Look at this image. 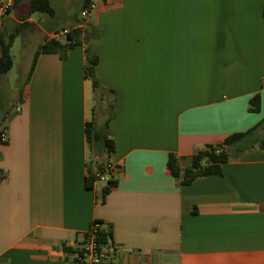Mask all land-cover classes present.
Listing matches in <instances>:
<instances>
[{
  "label": "crops",
  "instance_id": "crops-1",
  "mask_svg": "<svg viewBox=\"0 0 264 264\" xmlns=\"http://www.w3.org/2000/svg\"><path fill=\"white\" fill-rule=\"evenodd\" d=\"M89 1L96 9L73 28L97 30V92L84 77L83 43L64 60L40 54L29 76L39 45L65 35L19 0L7 14L25 18L37 38L18 102L0 117V264H78L73 252L94 221L110 233L107 264H264L258 143L229 147L220 175L189 185L167 168L169 154L183 171L198 152L264 120V0ZM256 94L259 109L249 112ZM112 102L113 148L91 160L86 124L102 130ZM251 137L263 140L264 124ZM106 161L115 170L103 196L108 182L85 180L88 165L94 176Z\"/></svg>",
  "mask_w": 264,
  "mask_h": 264
},
{
  "label": "trees",
  "instance_id": "trees-1",
  "mask_svg": "<svg viewBox=\"0 0 264 264\" xmlns=\"http://www.w3.org/2000/svg\"><path fill=\"white\" fill-rule=\"evenodd\" d=\"M88 3L89 0H85L84 6H86ZM34 13L53 17L55 15V10L51 5L50 0H29L27 16ZM24 19L20 20L19 23H16L11 33L5 34L0 31V77L10 71L12 68L13 62L10 55V50L15 38L27 25L26 22H21ZM97 37V30L88 29L85 33H82L81 29L72 28L66 32L64 42H61L55 37L45 39L34 52L29 70V76L34 69L36 60L40 54H58L60 58L64 60L67 56L68 50L83 43L85 45L84 77L91 82L93 91L97 92L100 89V84L95 77V67L98 63V59L90 50V42ZM259 101V94L254 95L249 100L248 111L257 112L259 109ZM114 108L115 105L113 102L108 105V118L104 123L102 130L97 129L94 123L86 124V142L91 160L102 157L113 148V143L111 140L107 139L105 130L107 129L108 122L114 117ZM263 124L264 120L260 122L258 126L246 133L233 134L227 137L221 144L206 147L204 150L192 156L190 166L183 171L180 170L179 158L173 154H169L167 168L174 178H178L180 176L182 177V185H189L196 178L218 176L221 174V166L230 158L228 152L229 147L239 144V149H249L258 143L259 147L264 149V139L258 141L251 139L253 132H255V130L259 127H263ZM87 173L88 178L85 180V186L86 188H90L94 178L91 174L89 165L87 168ZM111 186H113V182L109 180L107 187L103 190V196L107 194ZM109 238V231L106 228H103L99 234L98 240L107 243Z\"/></svg>",
  "mask_w": 264,
  "mask_h": 264
},
{
  "label": "rangeland",
  "instance_id": "rangeland-1",
  "mask_svg": "<svg viewBox=\"0 0 264 264\" xmlns=\"http://www.w3.org/2000/svg\"><path fill=\"white\" fill-rule=\"evenodd\" d=\"M28 1L29 0H19L21 6L23 7H25L26 4L28 6ZM50 2L55 10V15L53 17L34 13L31 15V18L38 23L43 18L44 20L42 24L53 27L54 31H56L54 34L59 36V38L66 35V33H63V29H67V31H69V29L73 28L76 22L77 24L82 25L87 19L81 12L84 7L85 0H50ZM7 14L0 17V31L5 34L11 33L13 27L16 25V23L8 19ZM36 38V30L32 27L23 28L12 44L10 50L13 62L12 68L0 77V117H4L5 111H9L11 106L17 104L18 102L17 93L22 91L24 84V56L29 47L35 45ZM97 99H100L99 96H97ZM110 99V96L107 95V100L110 101ZM98 105L100 108H103L105 103L101 99L98 101ZM104 118L105 116L98 113L97 119L99 124L102 123ZM97 160L99 162V158Z\"/></svg>",
  "mask_w": 264,
  "mask_h": 264
},
{
  "label": "built area",
  "instance_id": "built-area-1",
  "mask_svg": "<svg viewBox=\"0 0 264 264\" xmlns=\"http://www.w3.org/2000/svg\"><path fill=\"white\" fill-rule=\"evenodd\" d=\"M17 1L18 0H0V17L7 14L13 4ZM95 9L96 3L89 1V3L83 7L81 12L82 15L88 18ZM6 142L7 130L4 126H1L0 146L6 144ZM114 170L115 166L110 161L102 163L99 169L95 171L93 181L108 182L111 179ZM104 227V224L94 221L89 226L88 230L82 235L81 243L73 252V256L78 264H107L109 262L110 255L113 253V248L108 242L106 243L98 240L99 234Z\"/></svg>",
  "mask_w": 264,
  "mask_h": 264
}]
</instances>
